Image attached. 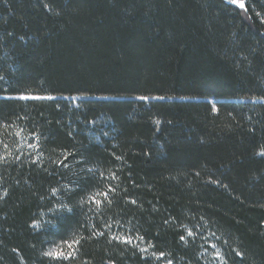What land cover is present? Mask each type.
Here are the masks:
<instances>
[{
  "label": "trees",
  "instance_id": "obj_1",
  "mask_svg": "<svg viewBox=\"0 0 264 264\" xmlns=\"http://www.w3.org/2000/svg\"><path fill=\"white\" fill-rule=\"evenodd\" d=\"M246 3L0 0V264H264V0Z\"/></svg>",
  "mask_w": 264,
  "mask_h": 264
},
{
  "label": "snow or ice",
  "instance_id": "obj_2",
  "mask_svg": "<svg viewBox=\"0 0 264 264\" xmlns=\"http://www.w3.org/2000/svg\"><path fill=\"white\" fill-rule=\"evenodd\" d=\"M230 3L237 5L238 8L239 9H242V10H244V9H246L248 7H254L252 5L247 4L246 3V0H230ZM45 6L48 7V5H45ZM49 10L51 11V8ZM257 15H259V14L257 13ZM20 98L23 99V100H26V101L27 100H44V99L51 100V99H54L53 97H50V96L44 97V96H33V95H28V94H23V95H21ZM139 99L140 100H143V101H147V100L150 99V97H148V96H142V97H139ZM259 99L264 100V97H259ZM213 111L218 112L219 109L214 106L213 107ZM157 123H159V121H157ZM34 138L37 141H39V136L38 135L35 136ZM29 147H37L38 148L39 147V144L38 143L37 144H32V145H29ZM70 155H72V153H67L66 156H65V159H67V157L70 156ZM258 155H260L262 158H264V151L258 153ZM117 159H119V158H117ZM59 163L63 164L64 161H59ZM112 178H116V174L115 173H112ZM213 182L214 183H220V181H218V180L217 181H213ZM224 187H227V186L225 185ZM109 188H110L111 191H115L114 188H111V185H109ZM103 195L105 197H107L108 196V192H104ZM92 199H93L94 203H96V204H100L101 203V201L98 200V199H96L95 197H93ZM131 203L135 204L136 201L133 200V201H131ZM261 207H264V205H261ZM98 234L99 235H103V233H98ZM188 236L194 238V234L191 231H188ZM113 238L115 240L121 241L122 243H129V244H131L133 242V237H131V236L114 235ZM185 239H186L185 236H180V240L183 241ZM140 251L141 252H146L147 249H140ZM45 255L48 256V257H58V258L69 257V258H71L72 252L71 251L64 252V251L56 250V251H48L47 253H45ZM153 255H155V253H153ZM216 255L217 256H220V253L217 252ZM235 255L243 257L245 255V253H243L241 251H236L235 252ZM159 256L160 257H165V253L164 252H160L159 253ZM113 264H114V262H113ZM167 264H173L172 260L171 259H168L167 260Z\"/></svg>",
  "mask_w": 264,
  "mask_h": 264
}]
</instances>
